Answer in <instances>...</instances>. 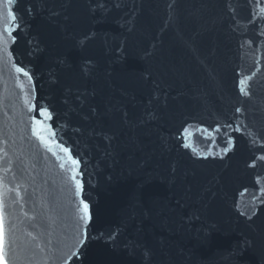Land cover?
Returning a JSON list of instances; mask_svg holds the SVG:
<instances>
[{"label":"water","instance_id":"95a60500","mask_svg":"<svg viewBox=\"0 0 264 264\" xmlns=\"http://www.w3.org/2000/svg\"><path fill=\"white\" fill-rule=\"evenodd\" d=\"M262 157L264 0H0L8 264H264Z\"/></svg>","mask_w":264,"mask_h":264},{"label":"snow or ice","instance_id":"6c2138e0","mask_svg":"<svg viewBox=\"0 0 264 264\" xmlns=\"http://www.w3.org/2000/svg\"><path fill=\"white\" fill-rule=\"evenodd\" d=\"M7 3L9 4H12L14 2V0H6ZM9 15L11 16L12 18V21L15 23L16 20H17V17L15 14H13L11 11H9ZM19 25L17 24V27ZM7 34L9 36H11V29H8L7 30ZM15 38H13L14 40ZM16 71L18 73H23L24 76L28 77L29 80H31V76L29 75V73L27 71H25L23 68H20V67H17L16 68ZM241 85H243L245 83L244 80H241L240 81ZM21 87H23V85H21ZM241 93H243L244 95H248L249 93L245 91V89L243 87H241L240 89ZM27 102V101H26ZM43 112H46L47 110H42ZM237 112H240L241 109L240 108H237L236 109ZM92 112L95 113L96 112V109H92ZM50 116V114H49ZM226 128L228 127H231V125H225ZM43 139V137H41ZM229 145H231L232 141H231V138L229 139V141L227 142ZM229 149L228 148H225L224 151L227 152ZM65 152H67L68 150L67 149H64ZM262 159H264V157H262ZM73 163L74 164H77L79 163L78 161H75L73 160ZM73 180H76V176H73L72 177ZM77 185L78 187L80 186L79 185V181H77ZM81 203L83 204V210H84V217H82V219H85V220H90L91 219V216L89 214V205L87 203H84L83 201H81ZM0 205H2V199H0ZM3 210H2V207H0V264H8V261L7 259L5 258V254H4V246H5V240H4V232H3ZM249 219H251V217H249ZM73 255H79V252L77 251L76 253H73Z\"/></svg>","mask_w":264,"mask_h":264}]
</instances>
